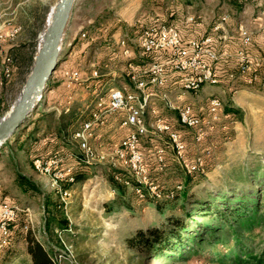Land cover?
Here are the masks:
<instances>
[{
  "label": "rangeland",
  "instance_id": "obj_1",
  "mask_svg": "<svg viewBox=\"0 0 264 264\" xmlns=\"http://www.w3.org/2000/svg\"><path fill=\"white\" fill-rule=\"evenodd\" d=\"M58 1L0 0V120L9 112L25 85L40 44L39 36L46 26L51 6ZM247 1L252 3H247L244 8H235L223 0H200L191 5L184 0L74 1L58 68L38 105L24 122L44 114L46 120L39 122L40 132L35 136L38 148L46 134L66 125L62 135L72 149L51 154L47 160L54 156L60 158V169L62 158L67 155L65 169L70 168L74 175L78 156H81L90 163L87 167L89 177L72 187L64 186L72 182H56L54 176L36 166L38 158L33 163L28 151L18 149L15 144L0 147V205L5 206L3 202L12 204L17 208V214L24 215L23 236L14 244L21 253L12 264H32L25 248L27 232L45 245L56 264H235L227 257L235 248L232 239L224 241L223 237L222 241L214 242L213 236H204L201 240L203 230H198L195 241L186 240L184 248L175 253L133 246L130 239L141 229L168 227L167 217L172 212L184 218L185 210L193 209V216L187 221L189 224L201 221L202 208L196 203L214 201V197L226 198L216 201L224 211L225 202L230 203L238 197L232 202L234 206L239 203V197H245L257 200L264 212V63L252 66L248 73H241L238 57L240 25L253 33L254 42L248 49L252 60L262 57L264 0ZM191 15L195 16L194 23L187 21ZM224 16H227L226 20ZM156 21L176 25L185 40L213 35L221 56L212 66L218 64L219 71L235 73L230 77L233 79L248 78L249 75L255 79L245 82L243 88L235 89L231 83L223 84L221 77L219 84H216L218 80H205L196 90H187L185 87L191 82H185L172 93L149 84L152 88L145 110L155 114L157 108L165 118L176 123L178 115L174 111H179L180 117L189 104L203 125L200 130L184 131L186 159H177L171 148L173 139L158 129V121L163 116L153 117L148 113L147 130L140 144L146 171L135 174L119 156V150L126 157L127 154L125 149H118V145L122 141L125 146L127 134L133 128L128 123L129 113L142 98L143 94L139 98V93L146 92V83L136 87L131 82L126 61L132 50L141 54L140 36L142 43L143 35L138 29ZM219 24L222 28L216 30ZM122 40L128 48L130 46L129 53L124 52ZM6 67L11 71L8 77L4 75ZM145 74H151V67L144 68L143 79L148 81ZM115 88L123 89L125 95L128 92L130 98L135 99L126 108L107 113L103 124L93 121L92 138L88 134L91 126L83 135L77 136L75 133L83 129L85 121L94 117V110L107 104L111 90ZM213 98L217 102L215 111L210 106ZM226 105L232 107L235 114L225 113ZM181 122L187 125L186 121ZM205 125L211 128H205ZM23 127L20 126L19 131ZM150 137L153 140H149ZM83 142L90 146L93 157H88ZM160 156L164 159L160 168L164 169L157 170ZM188 159H203L204 162L194 165ZM41 160L47 161L42 157ZM17 169L34 181L38 189L23 193L15 182ZM117 169H124L131 178H141L144 188L137 190L139 194L128 183L121 184L120 189L113 186L107 174ZM187 174L193 176L189 187L184 182ZM178 183L190 188L185 210L181 208L182 201L174 210L173 204L164 197ZM62 187L71 191L65 194ZM44 194L49 197L48 204ZM47 219L53 223L66 219L68 226L58 228L52 223L47 229ZM5 227L6 221L0 218V228ZM248 237L246 248L260 252L264 247V226L256 228ZM9 241L8 231L0 232V264H7L3 261V253Z\"/></svg>",
  "mask_w": 264,
  "mask_h": 264
},
{
  "label": "trees",
  "instance_id": "obj_2",
  "mask_svg": "<svg viewBox=\"0 0 264 264\" xmlns=\"http://www.w3.org/2000/svg\"><path fill=\"white\" fill-rule=\"evenodd\" d=\"M200 0H184L186 4H193ZM223 2L229 3V5L234 6L235 8H244L247 3H252L251 1L247 0H223ZM147 26H142L138 29V33L142 34V31ZM87 31V30H86ZM85 32V31H84ZM86 33V32H85ZM87 34V33H86ZM82 33L79 35V38H81ZM129 46V45H128ZM129 49L131 51V48L129 46ZM160 53V54H159ZM129 57L126 61L128 64L129 62H132L135 66L138 68H145L147 66L148 62H151L153 60H164L167 57L170 56L169 50H164L157 53H148V54H138L137 50H132V52L129 53ZM58 67H56L57 69ZM217 68L218 64H214V70L218 74V82L216 84H219L220 77L222 78L221 82L231 83V85H234L233 89L235 88H243L246 86L245 82H248L247 77H235L230 78L231 76H235V73L233 72H225L219 71ZM55 69V71H56ZM220 69V68H219ZM218 70V71H217ZM128 71V70H127ZM128 77L130 79V71L128 72ZM181 77L179 74H174L171 80L166 84L161 86V88L166 92H173L176 90H179L181 88ZM131 80V79H130ZM237 80V81H236ZM234 81L235 84H234ZM132 82V80H131ZM49 83V82H48ZM133 83V82H132ZM219 98V97H218ZM222 101V100H221ZM156 112L150 113V110L147 111L144 115L145 121L147 119V114L150 113L155 117L163 116L160 113V110H157L155 108ZM178 115V120L176 123L171 122L170 119L164 116L162 117L165 122L170 124L171 130L177 132L180 135V138L185 142L187 146V140L185 137V130H200L202 123L196 127H188L184 123L181 122L179 117V111H174ZM224 112L227 114H235V110L232 107H229V105H226L224 107ZM144 114V113H143ZM44 114H38V116L35 117V119L31 118L30 121L24 122V126L22 131H19V129L11 136L9 137L5 143L2 144V147L7 146L8 144H15L18 149L26 150L28 153L32 155L33 163L34 159L36 158H43L44 160L51 155V154H57L61 151L67 152V150H71L72 147L69 145V143L66 142L64 139L65 136L62 135V128H65L66 125H63L59 129H57L54 132H51L49 134H46L41 141L42 144L40 148L36 146V143H38V140L35 138L36 134L40 132L39 122L46 120L43 117ZM232 116V115H231ZM147 124V123H146ZM199 127V128H198ZM209 127L208 125H205V128ZM211 128V127H209ZM149 136L146 135L145 137ZM143 140V139H142ZM149 140H151L149 138ZM148 142V141H147ZM142 143V142H141ZM36 146V147H35ZM142 145L140 146V149L142 150ZM209 152V151H208ZM81 154V153H80ZM78 165L75 167L73 172V181L72 183H66L64 186L69 185V187H72L73 185H76L78 183L83 182L86 180L89 175L87 171V167L90 164L89 162L85 161L83 157L78 156ZM190 160V159H188ZM192 162L197 161L190 160ZM156 169L161 170L164 169L160 168L161 164L157 161L156 163ZM168 165V163H167ZM205 166V165H204ZM17 168H19L17 166ZM124 170V169H123ZM122 169H117L113 173L107 174L108 180L113 184L115 188L120 189L121 184H131L134 188V190L138 193V189H143V183H141L139 180H136L135 177L131 178V176L123 171ZM194 173V172H193ZM120 180V181H119ZM122 181V182H121ZM193 181V176L191 174H187L185 177L184 182L186 183L187 187L191 184ZM16 184L20 187L21 191L23 193L30 192L29 190H37L34 181H32L29 177L24 175L20 170H16V178H15ZM184 183V184H185ZM183 187L181 184L175 185V187L170 190L166 195H164L165 198H167L168 201H170L173 205L174 210H177L176 208L177 204H179L182 201L181 208L183 210L186 209L185 202L189 200V190L190 188ZM67 188V187H65ZM139 194V193H138ZM4 196V194H3ZM6 197V196H5ZM49 197H45L44 199L46 203L48 204L50 201L48 199ZM238 197L233 198V200L230 201V203L225 202V211L222 209L221 205L217 204V200H223L225 201L226 198L224 196L221 197H214V201H205V202H199L196 203V206H200L201 212L200 216L203 217V220L201 221H194V223L189 224V217L193 216L194 210L186 211V217H182L176 213H171L167 217V221L170 224L168 227H151L147 228L146 230H139L135 233V235L130 239V243L133 246H145V248L158 250V251H169L170 253H175V250L180 249L181 247L184 248L185 241L186 240H192L195 241L199 234L198 230L202 231L204 234L201 236V240H203L204 236H213L214 242H220L222 241V238L225 237L224 241H227V239L231 238L234 242L235 248L232 249V251L229 252L227 257H229V260L235 261V264H264V247L260 252H255L254 250L247 249L248 240L250 237L248 235L256 230V228L264 226V212L260 210V203H258L257 200L254 199H246L245 197H239V203L237 205L232 206V202L234 200H237ZM251 203V204H250ZM46 211L49 212L46 208ZM49 213L53 214L52 211ZM198 216V215H197ZM206 216L211 217V219L206 220ZM53 219L55 216L53 215ZM187 218V219H186ZM24 215L18 212L15 219H13L9 224V237L10 241L8 245H6L3 253V261L7 264H12L14 259L20 255V250L14 245L16 244L19 239L23 236L24 232ZM222 222V223H220ZM53 221H49V219L46 220L47 229H50L52 226ZM58 228H67L68 221L65 219L59 220L54 222ZM189 224V225H187ZM227 229V230H226ZM25 244H26V251L30 255L32 264H56L54 258L52 257L49 250L45 247V245L39 241L31 232H27L25 235ZM226 257V258H227ZM234 264V263H233Z\"/></svg>",
  "mask_w": 264,
  "mask_h": 264
},
{
  "label": "built area",
  "instance_id": "obj_3",
  "mask_svg": "<svg viewBox=\"0 0 264 264\" xmlns=\"http://www.w3.org/2000/svg\"><path fill=\"white\" fill-rule=\"evenodd\" d=\"M227 16L223 19L226 20ZM195 16L191 15L188 17L187 21L194 23ZM222 28L221 25L216 26V30ZM14 30V29H13ZM11 30V32L13 31ZM240 40L241 48L238 51L239 57V71L241 73H248L252 70V66L264 63V47L262 57H252L248 51L253 44V33L252 31L243 25H240ZM141 35H148V43H141L140 36V48L141 54L157 53L164 50L170 51V56L164 60H153L147 63L146 67H151V74H145L148 77V81L143 79L144 68H138L132 62L128 63V69L130 70V78L138 87L139 83H146V93L150 92L151 88L154 86L166 85L174 74H179L181 83L185 82H205V80H218V74L212 66L213 63L220 59V54L215 47V38L213 35L208 34L201 38H193L190 40H185L181 30L172 24H165L162 22H155L151 26H147ZM1 40V39H0ZM122 46L124 47V52L129 53L130 49L127 47L125 40H122ZM10 59V58H9ZM4 75L6 77L11 75L9 67L4 70ZM255 77L249 75L248 81H253ZM152 86H150V85ZM144 93H139L140 96ZM164 95V92L161 93ZM135 98H130V93L126 92V95H117V90L110 95L109 100L105 106H99L94 110V117L89 121L91 124V131L88 132L90 137L94 136V130H92L93 121H101V124L105 122V115L107 113H113L116 109L126 108L131 100ZM211 110L215 111L217 109V102L214 98L210 101ZM176 108V107H173ZM147 110H144L146 112ZM134 117H137V111L133 113ZM181 121H186L188 127H196L202 123L199 116L193 113V108L186 104V112L184 115H180ZM140 126H147L146 123H138L137 128ZM133 129L131 128L127 135L133 136ZM161 132L167 133L169 139H173L174 153L177 159H186L185 142L180 138V135L171 130L170 124L165 122L162 117H160V128ZM203 136V132H201ZM198 136V139L201 138ZM142 140H136V143H130V146H123L122 141L118 145V149H125L127 154V160L129 156H136L137 151L140 150V144ZM163 150L161 149V152ZM88 157H93V155H88ZM67 155L62 158V167L59 169V176L64 179V169L66 165ZM203 159H197L195 164H203ZM160 164L164 163L162 156L159 157ZM204 162V161H203ZM140 163H145L140 160ZM65 164V165H64ZM142 177V176H141ZM141 180V178H135ZM1 203V202H0ZM5 203V210H0V218H6V227L0 228V232L9 231L10 222L16 218L17 213L12 210V204Z\"/></svg>",
  "mask_w": 264,
  "mask_h": 264
},
{
  "label": "water",
  "instance_id": "obj_4",
  "mask_svg": "<svg viewBox=\"0 0 264 264\" xmlns=\"http://www.w3.org/2000/svg\"><path fill=\"white\" fill-rule=\"evenodd\" d=\"M75 0H59L52 14L45 40L39 44L32 70L16 105L0 120V147L24 123L38 105L43 92L58 66L66 27Z\"/></svg>",
  "mask_w": 264,
  "mask_h": 264
},
{
  "label": "bare ground",
  "instance_id": "obj_5",
  "mask_svg": "<svg viewBox=\"0 0 264 264\" xmlns=\"http://www.w3.org/2000/svg\"><path fill=\"white\" fill-rule=\"evenodd\" d=\"M55 6L56 4H53L50 8V12L47 16L46 26L39 36L40 44L43 43V41L45 40L48 28L51 24L52 14L55 10ZM142 38H143L142 43H148V35H143ZM139 85L142 86V83H139ZM202 85H203L202 82H191L185 88L187 90H196V88H199ZM116 90H117V95H125L124 90L120 88L112 89L110 95L113 94V92ZM20 97H21V93L17 97L16 101L14 102V105H16L19 102ZM149 99H150L149 93L144 92L142 98L137 102V105L131 109L130 113L137 111V117H134L133 114H130L128 118V123H130L134 129H133V136L132 135L128 136V138L125 141V146H130V143H136V140H142V137L147 130L146 126H140V128H137V126H138V123H146L143 113L149 104ZM116 110H119V109H116ZM92 125H93V122H92ZM157 125L160 128V120L158 121ZM90 126L91 124H89V121H85L83 129L77 131L75 134L77 136L83 135L84 131L89 129ZM82 147L89 155L92 154V149L85 142L82 143ZM118 154L122 158V161L125 163V165L131 167L133 171L135 172V174L146 171V164L140 163V160L144 161V154H142L140 150L137 151V157L129 156V160H127V157L125 156V153L122 150H119ZM59 161H60V158H57V156H54L53 158H50L49 160L45 162H43L41 158H38L35 160V164L38 168L54 176L56 182L61 181V180L72 182L74 177L71 174L70 168L64 169V179L61 178V176H59V167H58ZM140 182L142 183V181ZM61 190L64 191L65 194H67V191H71L70 189L63 188V187L61 188ZM0 210H5V206L0 205ZM12 210L17 213L16 207L12 206ZM1 219L6 221V218H1Z\"/></svg>",
  "mask_w": 264,
  "mask_h": 264
},
{
  "label": "crops",
  "instance_id": "obj_6",
  "mask_svg": "<svg viewBox=\"0 0 264 264\" xmlns=\"http://www.w3.org/2000/svg\"><path fill=\"white\" fill-rule=\"evenodd\" d=\"M254 40V39H253ZM254 42V41H253ZM253 45V44H252ZM150 139H152L151 137H150ZM153 140V139H152Z\"/></svg>",
  "mask_w": 264,
  "mask_h": 264
}]
</instances>
